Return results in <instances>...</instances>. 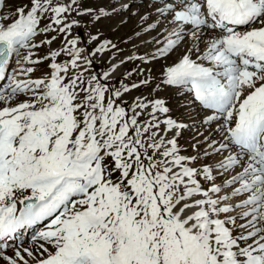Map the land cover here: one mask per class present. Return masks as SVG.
<instances>
[{
	"label": "snow or ice",
	"instance_id": "1",
	"mask_svg": "<svg viewBox=\"0 0 264 264\" xmlns=\"http://www.w3.org/2000/svg\"><path fill=\"white\" fill-rule=\"evenodd\" d=\"M81 5L0 0V264H264V0Z\"/></svg>",
	"mask_w": 264,
	"mask_h": 264
},
{
	"label": "rangeland",
	"instance_id": "2",
	"mask_svg": "<svg viewBox=\"0 0 264 264\" xmlns=\"http://www.w3.org/2000/svg\"><path fill=\"white\" fill-rule=\"evenodd\" d=\"M28 0H5L6 9L10 7L11 9H15L16 7L20 6L21 4H26ZM112 4V0H82V7L83 8H92V9H98L100 7H105L106 9L109 8ZM123 18H126V23H121V20ZM79 19L81 26L80 27H73L71 36L69 38H72L74 36H80L82 40H86L87 35L89 32L96 33L99 32V40L109 39L116 43L118 47L121 49H124L125 51H131L132 50V44L138 43L135 39L132 40L131 43L126 44L125 41L128 40L129 37H131L136 31V24L137 20L135 17H132L129 15L128 12H122L120 15L113 16L109 19H100L98 23H95L94 27H85L84 25L88 24L90 21V17L87 15L77 17ZM44 23H47V21H44ZM49 35H56V33H50ZM42 37H38L37 39H41ZM61 44V40L57 39L53 44L52 48H58ZM95 44H90L88 47L89 49L94 48ZM81 47H83V44H81ZM48 47L45 46L40 50V54H46L48 52ZM143 51V49H141ZM107 55L105 56L106 63H98L96 65L97 71H102L106 68L107 65ZM61 61L65 59V57L61 56L59 58ZM17 66L13 63L9 69L11 71L12 69L16 68ZM46 65L41 64L39 66V70L34 73V76L39 77L43 74L45 70ZM137 67V64L134 63H127L123 65L120 68V74H123L127 71H131L133 68ZM133 79H136V77H133ZM140 91H144L141 89ZM138 92H133L131 95H137ZM169 97H172L171 93H168ZM172 102H175V98L172 97ZM174 115L181 116V110L179 106L177 105ZM186 118V117H182ZM207 134V133H205ZM195 142V132L194 130L186 131L181 139V145L188 149V152L190 153L192 150L189 147L190 144ZM10 248V247H9Z\"/></svg>",
	"mask_w": 264,
	"mask_h": 264
},
{
	"label": "bare ground",
	"instance_id": "3",
	"mask_svg": "<svg viewBox=\"0 0 264 264\" xmlns=\"http://www.w3.org/2000/svg\"><path fill=\"white\" fill-rule=\"evenodd\" d=\"M133 8H135L136 7V4L135 3H133ZM136 19V18H135ZM119 74H120V72H119ZM30 235H31V233L30 232H25L24 234H23V239L25 240V241H27V240H29L30 239ZM10 248H8V254L9 255H11V253H12V248H11V245L9 246Z\"/></svg>",
	"mask_w": 264,
	"mask_h": 264
}]
</instances>
